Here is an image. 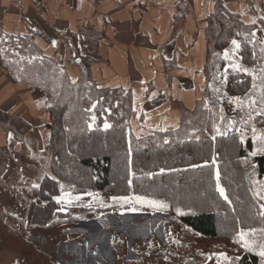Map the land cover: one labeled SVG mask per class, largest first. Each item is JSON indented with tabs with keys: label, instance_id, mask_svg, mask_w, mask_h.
<instances>
[{
	"label": "trees",
	"instance_id": "obj_1",
	"mask_svg": "<svg viewBox=\"0 0 264 264\" xmlns=\"http://www.w3.org/2000/svg\"><path fill=\"white\" fill-rule=\"evenodd\" d=\"M258 27L264 29V20L247 23L241 15L228 12L223 0H213L204 27L202 83L190 106L180 98L183 92H189L188 82L178 84L173 101L169 77L163 91L149 85L145 94L136 98L124 82L114 84L96 75L93 55L101 36L93 31H83L86 55L74 56L79 59L74 65L41 54L28 36L18 39L9 56L2 59V66L10 80L24 83L45 96L50 118L47 125L50 162L48 174L38 187L33 188L30 182L23 184L21 172L31 167L30 153L23 140L29 126L20 118L0 112V129L8 136L11 134V142L18 146L20 143L21 147L15 153L7 145L0 147V193L3 197L13 195L25 216L23 219L12 216L0 202V249L20 252V264H52L30 243L28 230L53 229L95 219L102 213L101 208L84 200L57 204L53 197L61 191L73 195L97 191L160 199L167 203L184 235L214 241L211 244L225 253L240 250V260L235 264H261L257 253L264 244V217L259 212L264 204L256 192L264 189V152L259 151L260 141L252 139V129L264 135V117L255 113L252 126H247L238 111L224 110L220 99L244 98L252 89L254 72L264 74V43L255 36ZM233 39L241 48L231 60H225L224 52L231 50ZM67 42L74 46L72 38ZM236 62L249 69L250 74L234 72L229 65ZM260 80H257L261 88L256 94V110L261 108L264 97ZM105 122L111 127L105 129ZM214 126L227 134L213 140ZM243 134L245 141L240 143ZM129 150L132 177L128 175ZM253 151L257 155H250ZM116 156L120 165L116 164ZM194 164L200 166L192 167ZM118 169L120 178L114 176ZM216 171L220 172L219 182L227 199L216 191ZM129 179L133 181L131 187ZM192 183L199 184L201 194L193 191L189 195ZM61 208L66 211H59ZM177 208L181 214H177ZM242 229L249 232L247 239L255 241L252 252L236 242ZM118 255L116 264H161L159 256L147 252L128 263L122 252ZM172 256L170 264H203L206 255L177 243Z\"/></svg>",
	"mask_w": 264,
	"mask_h": 264
},
{
	"label": "crops",
	"instance_id": "obj_2",
	"mask_svg": "<svg viewBox=\"0 0 264 264\" xmlns=\"http://www.w3.org/2000/svg\"><path fill=\"white\" fill-rule=\"evenodd\" d=\"M223 5L247 23L264 20V0H223ZM212 6L213 0H0V112L29 126L23 140L31 167L23 170L40 162L39 154L49 142L43 129L48 130L50 118L45 96L10 80L2 66V59L9 56L18 39L30 37L41 54L66 63L76 55H86L83 31H93L101 36L93 55L96 75L114 84L124 82L136 98L143 96L149 85L163 91L169 77L173 101L178 84L188 82L189 92L180 98L190 106L202 83L204 27ZM68 37L74 46L67 42ZM10 136L0 129V147L7 145L13 153L21 150L20 143L11 142ZM0 202L8 207L14 200L0 193ZM23 213L20 216L24 218ZM56 229L60 228L51 230ZM35 230V234L40 231L38 235L45 231Z\"/></svg>",
	"mask_w": 264,
	"mask_h": 264
},
{
	"label": "rangeland",
	"instance_id": "obj_3",
	"mask_svg": "<svg viewBox=\"0 0 264 264\" xmlns=\"http://www.w3.org/2000/svg\"><path fill=\"white\" fill-rule=\"evenodd\" d=\"M255 36L259 42L264 43L263 28L258 27ZM77 60H75V57H72L66 63L74 65L77 63ZM254 75L256 76L255 83L257 84V88L251 89L250 94H248L251 98L250 100L246 96L241 98L245 101L241 107L229 103L232 97H220L222 99L221 103L224 104V110L229 113H233L235 110L238 111L245 118L242 120V123H246L245 121H247V126H252L253 119L248 120L249 114L253 118L255 114V111L250 107L251 101H256L255 107L258 105L256 94L259 93L261 88L257 80H260L262 73L255 71ZM260 82L263 88L264 81L260 80ZM44 130L49 135V130ZM243 137L245 141V134H243ZM45 149L42 148V153L39 154V163L35 164L31 170H22L21 177L23 184L30 182L39 186L43 176L48 174L50 150L48 146ZM32 162L33 160H31ZM116 162V164L120 165L119 156H116ZM118 172L119 169L114 172V176L120 178L121 176L117 174ZM191 190L190 196L193 191L202 193L199 184L192 183ZM89 192L98 196L107 206H101L97 199L93 196L85 195V193L71 195L72 197L80 196V200L87 201V204L101 208L102 213L98 216L99 219L96 217L91 221L84 219L73 222L71 225L63 224L55 227L60 228L56 229V231L42 228L45 231H42L39 235L40 231H37L35 234L33 233L36 231L35 229L28 230V236L29 233L31 234L28 237L30 243L39 252L43 253L52 264H116L120 259L118 255L119 251L123 253L122 258L127 263L135 260L143 252H147L150 255L159 256L157 260L161 264H170L172 255L177 251V243L185 244L188 248L191 246L198 254L206 255L203 264H235V257L237 255L241 256V251L238 249L225 253L216 249L215 245L211 244L215 243L214 241H206L192 234L184 235L182 226L171 216L168 207L166 210L158 212L147 205H134L138 211L130 212L127 210L129 205L116 204L111 200V197L114 195H107L97 191ZM256 193L258 197H264V189H259ZM10 196L14 202L9 204L8 207L3 206L4 210L10 211L11 214L13 213L12 216L18 219H23V216L20 215H22L21 212H24V210L20 208L17 201L15 202L13 195ZM262 202L264 204V199H262ZM48 231H52V235L47 236ZM207 244H211V249ZM221 253H224L228 259H224L220 255ZM21 262L22 255L20 252L5 248L0 249V264H20Z\"/></svg>",
	"mask_w": 264,
	"mask_h": 264
},
{
	"label": "snow or ice",
	"instance_id": "obj_4",
	"mask_svg": "<svg viewBox=\"0 0 264 264\" xmlns=\"http://www.w3.org/2000/svg\"><path fill=\"white\" fill-rule=\"evenodd\" d=\"M231 45H232L231 50H225V52H224L223 58L225 60H230L231 57L234 56V55H236L237 52L241 48L240 43H238L237 40H235V39H233L231 41ZM229 67H231L234 72H243L245 74H250L249 73V69L243 67V65L240 64V63H238V62L231 63L229 65ZM225 75H226V72H225ZM252 80H253L252 89H256L257 88V84L255 83V80H256V76L255 75L252 76ZM261 80L264 81V74H262ZM73 83H75V81H73ZM220 83H221V85H223L224 81L221 80ZM241 83H243V82L241 81ZM216 91L219 92V89H216ZM245 96L248 97L249 100L251 99L250 96H248L247 93H245ZM229 103L235 104L237 107H241L242 105H244L245 101L242 100L240 96H233L229 100ZM260 103H261L262 106H261V108L259 110H256V107H255L256 101H254V100L251 101L250 107L252 108L253 111H255L256 116L264 117V97L261 98ZM205 106H207V105H205ZM93 107H95V104L93 105ZM221 119H223V117H221ZM251 119H253V117H252L251 114H249L248 120H251ZM94 120H95V117H93V121ZM245 122H247V121H245ZM229 124H231V121H229ZM103 127L105 129H108V128L111 127V125L108 124L107 122H105L104 125H103ZM88 128L91 129L92 128V124H89L88 125ZM214 130H215V134L216 135L213 136V140L216 139V136H224V135L227 134L226 132L221 131V129L219 127H215L214 126ZM252 132H253L252 139L253 140H259L260 141L261 147H260L259 151L264 152V135L257 134L256 129L254 127L252 129ZM197 139H199V137H197ZM243 142H244V137H243V135H241V137H240V143H243ZM165 143H167V141H165ZM250 155L255 156V155H257V152L256 151H253L252 153H250ZM205 163H207V161ZM212 163L213 164L216 163L215 156H213ZM131 164H132V161H131V150H129V168H128V175H129V177L134 176V173H133L132 168H131ZM199 166L200 165H195V164L192 165V167H199ZM161 171H163V169H161ZM215 178H216V181H217V183H216V191H218L222 197H224L225 199H227V197L225 196L224 188L221 187L220 182H219L220 181V172L219 171H216ZM132 183H133L132 179H129L128 180L129 187L132 186ZM36 187H38V185L37 184H33V188H36ZM63 187L64 186L61 185V189H63ZM85 195L93 196L95 199H97L100 202L101 206H107L94 193H90L89 192V193H85ZM53 198L56 200V203L57 204H61L62 202H66L69 205L73 203V200L79 201L81 199L80 196L72 197L71 193L64 192V191H61V194L59 196H55ZM261 199H264V197H261ZM111 200L114 203H116V204H120V205L127 204V205H129V207H128L127 210L130 211V212L138 211V209L136 207H134V205H147V206L155 209L158 212H162V211L166 210L167 207H168V205L165 204L163 201L156 200V199H148V198H146L143 195H134V196L121 195V196H113V197H111ZM59 211H66V209L65 208H61V209H59ZM176 212H177V214H181L179 208L176 209ZM259 215L261 217H264V205H261V211L259 212ZM97 219H99V217H97ZM250 231L255 232L256 230L255 229H251ZM248 235H249V232L248 231H245L243 229L240 230L237 233V236L239 237V239L236 242L238 244H240V246L243 249H245L246 251L252 252L253 251V244L255 243V241H250L249 239H247ZM259 248H260V250H259V252L257 254L261 258V264H264V244H261L259 246ZM220 255L222 257H224V259H228L224 255V253H221ZM235 260L236 261H239L240 260V256L237 255L235 257Z\"/></svg>",
	"mask_w": 264,
	"mask_h": 264
},
{
	"label": "water",
	"instance_id": "obj_5",
	"mask_svg": "<svg viewBox=\"0 0 264 264\" xmlns=\"http://www.w3.org/2000/svg\"><path fill=\"white\" fill-rule=\"evenodd\" d=\"M77 62H79V60H77Z\"/></svg>",
	"mask_w": 264,
	"mask_h": 264
}]
</instances>
